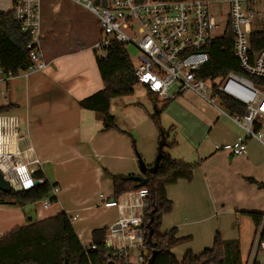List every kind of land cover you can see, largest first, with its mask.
Wrapping results in <instances>:
<instances>
[{
	"label": "crops",
	"instance_id": "obj_1",
	"mask_svg": "<svg viewBox=\"0 0 264 264\" xmlns=\"http://www.w3.org/2000/svg\"><path fill=\"white\" fill-rule=\"evenodd\" d=\"M12 3L0 0V13L11 12ZM39 15L46 67L8 79L0 74V108L9 106L0 116L16 119L25 133L23 147L32 149L45 180L59 192L49 214L27 212L10 202L0 204V238L64 213L77 217L71 226L81 246L91 247L94 230H108L127 214L116 207L105 209L98 195L127 205L136 201L135 192L112 199L107 174L141 175L137 147L119 127L103 132L99 116L78 105L102 89L93 49L100 36L96 17L73 0H40ZM164 109L159 119L171 131L163 151L172 161L192 167V178L166 187L172 209L162 216L160 233L172 231L176 238L187 239L171 250L176 258V253L180 255L178 262L188 252L199 255L210 249L216 234L223 241L237 242L239 251L251 241L244 260L240 252L246 263L255 234L251 215L264 212V188L258 186L264 185V147L248 140L247 153L238 158L215 151L214 144L230 143L245 134L227 118L220 103L209 104L192 92L176 97ZM143 124L149 148L138 149L150 167L160 136L150 115Z\"/></svg>",
	"mask_w": 264,
	"mask_h": 264
},
{
	"label": "built area",
	"instance_id": "obj_2",
	"mask_svg": "<svg viewBox=\"0 0 264 264\" xmlns=\"http://www.w3.org/2000/svg\"><path fill=\"white\" fill-rule=\"evenodd\" d=\"M88 9L95 17L99 40L94 44L95 54L106 57L111 43L132 45L139 53L132 66L136 86L143 88L159 103L172 101L185 92H192L209 104L225 96L245 109L243 115L223 110L227 118L240 128L245 137H237L230 143L214 144L215 151L232 157L247 153L248 140L264 147V45L254 50L258 33H264V5L256 9L254 4L264 0H73ZM40 0H13L11 16L21 33L29 36L26 50L31 65L26 72L42 71L45 61L40 42ZM211 4H227L229 31L233 37L232 54L238 64V72L223 77L202 79L201 69L208 63V44L215 38L218 28L210 13ZM222 35V36H223ZM221 36V37H222ZM257 36V37H256ZM210 95V96H208ZM25 133L14 117L0 116V173L8 182L11 192H20L43 184L45 178L35 179L32 174L41 171L40 163L30 147L24 148ZM37 166L34 171L32 167ZM58 188L51 185V196L57 199ZM145 189L135 192L133 204L107 201L98 198L105 209L118 208L127 211L106 231L105 259L115 264H146L142 250L147 231L142 228L146 210ZM41 210L53 205L48 198L40 202ZM55 203V202H54ZM67 218L72 224L76 216ZM264 213L253 237L246 264H254L257 251L263 252ZM84 250L94 247H83Z\"/></svg>",
	"mask_w": 264,
	"mask_h": 264
},
{
	"label": "trees",
	"instance_id": "obj_3",
	"mask_svg": "<svg viewBox=\"0 0 264 264\" xmlns=\"http://www.w3.org/2000/svg\"><path fill=\"white\" fill-rule=\"evenodd\" d=\"M260 36V37H259ZM257 37V36H256ZM258 43L254 50L258 51L264 45V33H258ZM29 36L21 33L19 26L12 19L11 12L0 13V74L13 78L19 72H24L31 65L26 50ZM233 37L227 31L222 37L213 39L207 47L208 63L201 69L199 77L202 79H215L223 77L229 72H238V64L232 54ZM96 65L102 82V89L90 97L80 101L79 107L95 113L103 123V132L117 130L115 118L111 114V101L116 98L129 97L134 93L136 78L132 65L124 45L111 43L106 49V57L96 56ZM258 85L264 84L261 79H253ZM148 98L154 105L155 113L150 115L151 120L159 131V136L165 137V145L162 149V157L154 174L146 172L143 177L145 184L142 189L147 192L146 210L144 211L142 224L149 221L148 214L154 208L157 209L152 223V242L156 244L157 256L154 264H245L241 260L238 243L235 241H223L219 234L213 240V246L204 250L199 255L188 252L178 262L171 250L187 239L176 238L170 231L164 235L160 233L161 218L172 209V202L166 197L165 189L178 180L190 181L192 167L183 163L172 161L169 155L164 153L168 143L166 140L170 131H164L159 122L162 110L171 102L159 103L152 95ZM220 105L230 113L243 115L245 109L225 96L218 94ZM161 104V108L156 106ZM0 108V111L8 109ZM160 140V138H159ZM133 143V142H132ZM133 148H135L133 143ZM112 184V199L128 192H136L141 188L136 182L129 179L130 176L107 174ZM32 176L35 179L43 178L41 171H35ZM264 188V185H258ZM51 185L45 181L43 184L32 187L29 190L0 192V204L10 202L19 208L40 203L50 199L53 203L56 199L51 196ZM264 213V212H263ZM253 214L251 218L255 224V230L260 224L262 215ZM106 228L94 230L91 235L94 249L84 250L81 246L66 214L58 213L53 217L30 223L27 226L14 229L0 238V264H107L105 259ZM261 242H264V230L261 233ZM142 253L147 262L152 250L144 243ZM147 253V255H145ZM254 264H258L256 261Z\"/></svg>",
	"mask_w": 264,
	"mask_h": 264
},
{
	"label": "rangeland",
	"instance_id": "obj_4",
	"mask_svg": "<svg viewBox=\"0 0 264 264\" xmlns=\"http://www.w3.org/2000/svg\"><path fill=\"white\" fill-rule=\"evenodd\" d=\"M263 5L264 3L262 1H258L254 4V7L256 9H260L261 7H263ZM209 9H210V13L214 17L216 24L218 26L214 36L221 37L227 28L229 7L227 4H211ZM124 49L126 53L128 54L131 65L132 66L136 65L137 58L139 57L138 51L132 45H124ZM95 55L98 56L97 54ZM215 103L219 104V101L217 100L215 101ZM112 105L113 107H115V112L112 115L115 118L116 127H119L122 131H124V133L122 132L123 136H126L128 139L130 137V140H131L130 143L133 142L135 147H137V149H135L136 155L139 156L141 160L144 161L142 154L139 152L138 148L139 147L146 148V149L149 148L148 143H147L148 130H147L146 124H143V123L149 118V115H152L155 113L154 105L150 104V102L148 101L146 92L144 91L143 88H140V87H135L134 93L132 96L114 99L112 101ZM156 108L157 109L161 108V104L156 106ZM18 115H22V113L18 112ZM160 117H161V114L159 115V118ZM159 122H160L161 128L164 131L169 130L167 129L168 127H166V129L162 127L163 125L161 124V119L159 120ZM156 132H157V135H159L158 129L156 130ZM138 139H140V143L137 146L136 142L138 141ZM158 143H159V138H158V141H156L157 145L154 148V154H153V159H152L151 164L153 163L154 158L156 156ZM51 185L53 184L51 183ZM40 205L41 203H37V204L24 207V209L27 212L31 211L35 213L36 211L37 212L42 211ZM52 210L46 211L45 214L51 213ZM250 244H251V241L247 246L240 247V252L242 254V260H244L247 257ZM145 255H147V253H145ZM176 256L178 259L181 258L178 253H176ZM256 258L259 264H264V256L262 255V252L260 250L257 251Z\"/></svg>",
	"mask_w": 264,
	"mask_h": 264
},
{
	"label": "water",
	"instance_id": "obj_5",
	"mask_svg": "<svg viewBox=\"0 0 264 264\" xmlns=\"http://www.w3.org/2000/svg\"><path fill=\"white\" fill-rule=\"evenodd\" d=\"M102 5H105V0H102ZM164 145H165V137L163 135H161L158 146H157L155 159L153 161V164L150 167L146 166L145 163L141 160V158L139 156H137V161H138L139 170H140L141 175H137V176L132 175L129 177V179L133 182H136L138 184V187H140V188L144 187L145 178L143 177V175L146 172L152 173V174H154L156 172V169H157L158 164L160 162V159L162 157V149H163ZM34 185L37 186L38 182L35 181ZM0 192L5 193V194L11 193L9 184H8V182H6L3 179L1 173H0ZM156 211H157L156 208H154L152 211H150L148 214L149 221L145 225L144 224L140 225V229L144 228L147 231L146 243L150 247V249L152 250L151 255L148 258L146 264H154V260L157 256L156 244L152 242V235H153L152 223H153L154 214L156 213ZM65 264H68V263L66 262ZM107 264H115V263L114 262H108Z\"/></svg>",
	"mask_w": 264,
	"mask_h": 264
}]
</instances>
